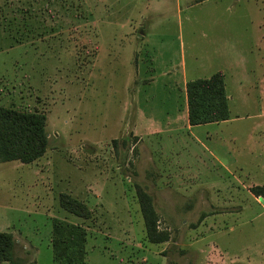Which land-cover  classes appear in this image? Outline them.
I'll list each match as a JSON object with an SVG mask.
<instances>
[{
	"label": "rangeland",
	"instance_id": "obj_1",
	"mask_svg": "<svg viewBox=\"0 0 264 264\" xmlns=\"http://www.w3.org/2000/svg\"><path fill=\"white\" fill-rule=\"evenodd\" d=\"M217 66L230 120L134 134ZM0 105L46 115L45 153L0 161V231L23 261L69 264L63 221L86 264H264V0H0Z\"/></svg>",
	"mask_w": 264,
	"mask_h": 264
},
{
	"label": "trees",
	"instance_id": "obj_2",
	"mask_svg": "<svg viewBox=\"0 0 264 264\" xmlns=\"http://www.w3.org/2000/svg\"><path fill=\"white\" fill-rule=\"evenodd\" d=\"M215 73L209 78H199L186 82L188 121L190 125L217 122L229 119L228 99L223 81ZM46 115L42 112H23L0 105V161L18 160L31 163L40 158L46 151L48 136L45 130ZM118 139H113L116 145ZM125 141V138H122ZM251 192L256 197H264V187L252 186ZM142 193V192H141ZM144 206L153 212L149 196L142 193ZM59 204L65 210L83 218L90 216V210L80 200L69 194L59 195ZM54 256L69 264H86L84 261V229L75 224L55 221ZM65 242L66 244H62ZM61 248L60 250H58ZM69 250V252L67 251ZM0 261L7 264H38L34 261H23L16 256L15 239L9 232L0 231Z\"/></svg>",
	"mask_w": 264,
	"mask_h": 264
},
{
	"label": "crops",
	"instance_id": "obj_3",
	"mask_svg": "<svg viewBox=\"0 0 264 264\" xmlns=\"http://www.w3.org/2000/svg\"><path fill=\"white\" fill-rule=\"evenodd\" d=\"M207 35V34H206ZM215 40H217L218 38L215 36L214 37ZM222 72V70H220V68L217 66L215 68H213L211 74L206 77L209 78L210 76H212L215 73H219ZM199 79V78H196ZM194 80V79H193ZM171 82L175 81V80H170ZM183 83H184V88H185V84L188 80H186V78L183 76L182 79ZM185 92V90H184ZM185 96V100H183V105L181 107V110L179 111V108L176 107L174 104V106H172L171 108H167L165 111L162 110L160 113H163L164 115V120L162 122H143L142 125H140L137 129L134 130V134H139V131H143V132H154L155 130H159L160 132H162L163 134L165 133H172L175 132L176 130H178L179 127L178 124L180 123V121H185V123H187L186 127L187 128H191L192 125L189 124L188 121V106H187V101H186V95L185 93L183 94ZM175 103V102H174ZM229 115H230V111H229ZM230 118V116H229ZM151 118H148V120ZM230 119L227 120H223L220 122H227ZM214 122H207V123H203V124H212ZM182 126V124H181Z\"/></svg>",
	"mask_w": 264,
	"mask_h": 264
}]
</instances>
